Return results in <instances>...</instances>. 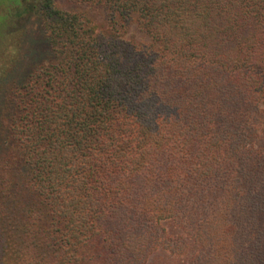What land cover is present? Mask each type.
<instances>
[{
  "label": "trees",
  "instance_id": "trees-1",
  "mask_svg": "<svg viewBox=\"0 0 264 264\" xmlns=\"http://www.w3.org/2000/svg\"><path fill=\"white\" fill-rule=\"evenodd\" d=\"M64 1L109 29L25 12L30 48L0 67V264H264V0Z\"/></svg>",
  "mask_w": 264,
  "mask_h": 264
},
{
  "label": "rangeland",
  "instance_id": "rangeland-1",
  "mask_svg": "<svg viewBox=\"0 0 264 264\" xmlns=\"http://www.w3.org/2000/svg\"><path fill=\"white\" fill-rule=\"evenodd\" d=\"M32 0H0V67L12 63L16 60L20 47L30 48L29 38L23 42L24 31L33 19L30 12L25 13L31 5ZM61 7L83 10L98 25L102 31H108V9L103 5L88 6L86 4L69 5L64 0H58ZM25 13V14H24ZM23 14V15H22ZM20 16V17H19ZM31 29V28H30ZM126 38L136 40H148L147 36L139 30L136 24H131L125 32ZM31 41H33L31 39ZM24 43V44H23ZM165 260V259H164ZM174 258H167L165 264H176ZM158 264L161 261L158 260Z\"/></svg>",
  "mask_w": 264,
  "mask_h": 264
}]
</instances>
